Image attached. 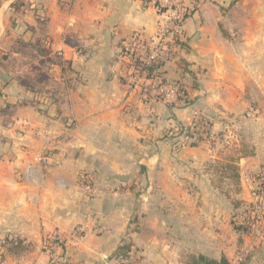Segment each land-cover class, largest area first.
Segmentation results:
<instances>
[{"label":"crops","instance_id":"crops-1","mask_svg":"<svg viewBox=\"0 0 264 264\" xmlns=\"http://www.w3.org/2000/svg\"><path fill=\"white\" fill-rule=\"evenodd\" d=\"M157 2L0 0V242L34 246L0 264H52L49 246L64 264H134V247L174 264L177 245L219 246L225 200L255 198L264 0H194L161 70L186 94L170 101L130 89L123 55L156 31Z\"/></svg>","mask_w":264,"mask_h":264},{"label":"built area","instance_id":"built-area-1","mask_svg":"<svg viewBox=\"0 0 264 264\" xmlns=\"http://www.w3.org/2000/svg\"><path fill=\"white\" fill-rule=\"evenodd\" d=\"M193 4L194 0H158L159 20L154 34L146 36L144 31L138 30L132 35L123 49V55L132 64L128 76L130 89L142 91L145 98L161 97L167 101L186 96L181 84L168 85L161 81V70L173 59L179 43L183 41L185 22ZM147 68H152V72ZM2 97L0 89V100ZM254 196L258 201L264 198V184L254 191ZM258 203L255 211L260 210ZM46 250L50 253L52 264H64L50 246Z\"/></svg>","mask_w":264,"mask_h":264},{"label":"rangeland","instance_id":"rangeland-1","mask_svg":"<svg viewBox=\"0 0 264 264\" xmlns=\"http://www.w3.org/2000/svg\"><path fill=\"white\" fill-rule=\"evenodd\" d=\"M41 79H46L43 75H39L38 78L36 79L37 81H40ZM35 87V86H34ZM232 159V156H226V160ZM218 168H215L217 170ZM231 170L234 171V169L230 168ZM236 170V168H235ZM220 179L218 177V182L216 185H220L221 183L219 182ZM235 184L232 186H229L228 190L230 192H235L236 195L239 191H241L244 187V184L241 183L238 177V182L237 180L234 179ZM255 190H259L260 187L262 188L263 184L262 182H256V183H251ZM222 185V184H221ZM227 185V184H226ZM230 185V184H229ZM208 201H214L216 200H208ZM222 201V200H221ZM223 202V201H222ZM228 202V204L226 203ZM259 202L260 204V210L255 211V205L256 203ZM225 205H226V212L224 213V216L221 218V223H219L221 226V230L223 231L222 242L219 244V246L216 245V238L212 237V239L209 237V240H207V245L208 249L206 252H199V251H193L188 249L186 250L182 245H177L176 247V259L177 261L174 264H190L189 256L190 255H199L203 254L205 256L211 257V258H221L222 256H226L232 260L231 264H254V263H247L246 262V254L248 251L252 250V248H255L254 246L261 244L264 242V198L258 199L254 198L252 200L250 199H242L240 197H234L228 200H225ZM231 207L234 208V214L229 212L228 214V208L231 209ZM238 212V213H237ZM210 214H208L209 216ZM231 221L232 227L237 228V226H240L239 229H237V233L231 230V225L229 226V222ZM225 224V225H223ZM201 240V239H200ZM2 242V240H1ZM0 242V244H1ZM202 245V241H200ZM205 246V247H206ZM134 254V264H149L147 261L144 259H140L138 257L137 251L134 247L133 249ZM3 252V251H2ZM29 253V252H28ZM27 253V254H28ZM1 254V252H0ZM228 254V256L226 255ZM25 254L16 256V257H23ZM142 256V255H141ZM256 256L254 257V259Z\"/></svg>","mask_w":264,"mask_h":264},{"label":"trees","instance_id":"trees-1","mask_svg":"<svg viewBox=\"0 0 264 264\" xmlns=\"http://www.w3.org/2000/svg\"><path fill=\"white\" fill-rule=\"evenodd\" d=\"M149 72H152V68H147ZM40 75V74H39ZM38 75V76H39ZM23 83H28L29 79L25 78L21 80ZM185 97V95L183 96ZM182 131H189L190 128H186L185 126H181ZM235 170V168H233ZM264 181H262L263 183ZM240 226H237L239 229ZM242 228V227H240ZM252 250L248 251L246 254V262L254 263V264H264V242L259 245L254 246ZM34 249L32 243L25 241L19 237H7L0 244V263L4 260L5 255H13L19 256L22 254H27ZM3 251V252H2ZM256 258L254 259V257ZM190 264H231L230 260L226 256H222L221 258H211L205 256L203 254L199 255H190L189 256Z\"/></svg>","mask_w":264,"mask_h":264}]
</instances>
